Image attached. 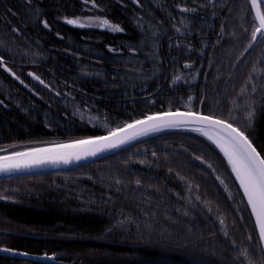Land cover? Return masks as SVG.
<instances>
[{
    "label": "trees",
    "instance_id": "trees-1",
    "mask_svg": "<svg viewBox=\"0 0 264 264\" xmlns=\"http://www.w3.org/2000/svg\"><path fill=\"white\" fill-rule=\"evenodd\" d=\"M89 16L120 30L65 21ZM254 17L250 0H0V155L175 110L235 116L264 155ZM0 196V264H264L226 158L192 128L0 179Z\"/></svg>",
    "mask_w": 264,
    "mask_h": 264
},
{
    "label": "snow or ice",
    "instance_id": "snow-or-ice-1",
    "mask_svg": "<svg viewBox=\"0 0 264 264\" xmlns=\"http://www.w3.org/2000/svg\"><path fill=\"white\" fill-rule=\"evenodd\" d=\"M250 4L257 22L251 39L253 42L258 39L264 40V13L261 12L264 0H250ZM67 23L77 24L78 21L68 20ZM100 23L112 27L115 31L120 30L118 27L109 25L107 20L100 21ZM80 26L83 27L84 24ZM253 91H255L254 87ZM252 116L253 113L249 111L246 118L249 128L252 124ZM235 120V116H232L231 120H224L214 115H203L191 110L146 115L142 119L125 123L123 127L110 130L105 136L80 139L49 147H34L26 151H12L8 155H0V173L21 171L44 163L68 164L71 161L95 157L105 150L120 147L149 132L160 131L162 128L192 125L194 126L193 131L205 136L223 153L231 168V173L239 184L243 198L255 218L259 240L264 243V155L257 151L245 130L234 126ZM221 183H223L222 180ZM3 198L5 197L0 196V199Z\"/></svg>",
    "mask_w": 264,
    "mask_h": 264
},
{
    "label": "water",
    "instance_id": "water-1",
    "mask_svg": "<svg viewBox=\"0 0 264 264\" xmlns=\"http://www.w3.org/2000/svg\"><path fill=\"white\" fill-rule=\"evenodd\" d=\"M253 13H254V16H255V12L254 11H253ZM176 111L185 112V110H175V111H171V112H176ZM168 112H170V111H168ZM162 113H167V112H162ZM203 115H205V114H203ZM193 127L194 126H192V125H187V126H182V127L162 128L160 131L149 132L147 135L140 136V137L136 138L135 140L129 141L128 143H126L124 145H121L120 147L105 150V151L99 153L95 157H87V158L81 159L79 161H71L68 164L60 163V164H57V165H53L51 163H44V164H40V165H34V166H31V167H29L27 169H24V170H21V171H16V172H11V173H0V179L18 177V176H27V175H36V174H45V173H56V172L66 171V170L75 168L77 166H80L82 164H85V163L91 162L93 160L99 159L101 157H104V156H106V155H108L110 153H113V152H115V151H117V150H119V149H121V148H123V147H125V146H127L129 144H131V143H134V142H136V141H138L140 139H143L145 137H148V136L160 133V132H164V131L176 130V129H182V128H193ZM107 134H104V135H101V136H105ZM96 137H99V136H96ZM68 143H70V142H68ZM45 147H49V146H45ZM24 151H26V150H24ZM4 155H8V154H4ZM249 210L251 212L250 208H249ZM251 217L253 218V221L255 223V218L253 216H251ZM255 226H256V223H255ZM257 231H258V229H257ZM261 245H262V248H263V251H264V243H261ZM12 255L17 256V257H23V258H26V259H33V260L35 259L32 256L19 255L17 253H13Z\"/></svg>",
    "mask_w": 264,
    "mask_h": 264
},
{
    "label": "rangeland",
    "instance_id": "rangeland-1",
    "mask_svg": "<svg viewBox=\"0 0 264 264\" xmlns=\"http://www.w3.org/2000/svg\"><path fill=\"white\" fill-rule=\"evenodd\" d=\"M68 20H77L78 23L77 24H71V25H75V26H80V24H84V26L88 27V26H93V27H97V28H105V29H111L113 30L112 27H109L108 25H101L100 21H104V20H107L105 19L104 17H100V16H89V17H82V18H70V19H66L65 21L67 22ZM108 21V20H107ZM108 24L109 25H112V26H115L113 25L111 22L108 21ZM115 27H118V26H115ZM233 175V174H232ZM234 177V175H233ZM235 179V177H234ZM237 182V181H236ZM238 184V182H237ZM238 187H239V184H238ZM242 192V191H241ZM243 195V193H242ZM245 200V199H244ZM245 203L247 205V202L245 200ZM248 207V206H247ZM249 209V208H248ZM249 213L251 215V212L249 210ZM252 216V215H251ZM252 218V217H251ZM252 221H253V218H252ZM254 223V221H253ZM254 229H255V232H256V235H257V239L259 241V244H260V247H261V250H262V253L264 255V251H263V248H262V245H261V242L259 240V235H258V231H257V228L255 226V223H254Z\"/></svg>",
    "mask_w": 264,
    "mask_h": 264
}]
</instances>
